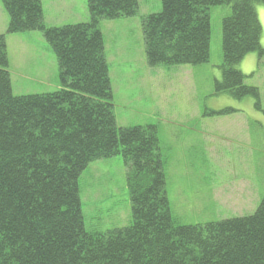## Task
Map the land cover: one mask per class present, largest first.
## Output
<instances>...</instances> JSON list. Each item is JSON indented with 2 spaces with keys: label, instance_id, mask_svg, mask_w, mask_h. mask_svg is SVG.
Returning a JSON list of instances; mask_svg holds the SVG:
<instances>
[{
  "label": "trees",
  "instance_id": "obj_1",
  "mask_svg": "<svg viewBox=\"0 0 264 264\" xmlns=\"http://www.w3.org/2000/svg\"><path fill=\"white\" fill-rule=\"evenodd\" d=\"M1 3L8 33H42L61 87L14 95L0 33V264H264V196L250 215L181 224L167 197L157 125L116 123L100 22L136 15L138 0H87L89 20L62 26L44 22L41 0ZM218 5L230 12L215 91L258 97L238 64L264 56L256 13L264 0H161L160 11L140 17L147 64L208 62L209 10ZM114 156L123 160L131 221L88 230L79 177Z\"/></svg>",
  "mask_w": 264,
  "mask_h": 264
},
{
  "label": "rangeland",
  "instance_id": "obj_2",
  "mask_svg": "<svg viewBox=\"0 0 264 264\" xmlns=\"http://www.w3.org/2000/svg\"><path fill=\"white\" fill-rule=\"evenodd\" d=\"M44 5L48 26L89 20L87 0H44ZM160 10L161 0H138L136 15L100 22L116 123L157 125L167 197L179 223L250 215L264 196V56L252 61L248 57L257 55L253 52L238 64L244 84L256 87L258 97L236 99L215 91L221 77L222 18L230 12L228 5H218L209 10L208 62L149 66L140 17ZM7 23L0 0V33L6 38L13 94L58 90L57 60L42 33H8ZM79 188L88 230L129 224L131 204L121 156L88 164Z\"/></svg>",
  "mask_w": 264,
  "mask_h": 264
},
{
  "label": "crops",
  "instance_id": "obj_3",
  "mask_svg": "<svg viewBox=\"0 0 264 264\" xmlns=\"http://www.w3.org/2000/svg\"><path fill=\"white\" fill-rule=\"evenodd\" d=\"M41 2H42V7H43V13H45V5H44V0H41ZM256 13H257V16H258V19H259V21H260V24H261V26H262V32H261V39H260V42L262 41V43H264V7L263 6H261V5H257L256 6ZM45 17V16H44ZM53 26V25H52ZM249 55V54H248ZM247 56V55H246ZM250 57H252V58H250ZM256 54L255 55H249V57L248 58H250V60H254V59H256ZM243 60H245V58L243 59ZM242 60V61H243ZM242 63V62H241ZM240 63V64H241ZM242 65H243V63H242Z\"/></svg>",
  "mask_w": 264,
  "mask_h": 264
}]
</instances>
